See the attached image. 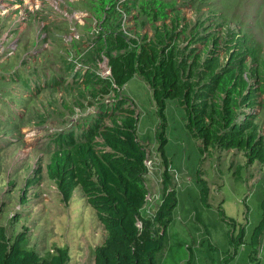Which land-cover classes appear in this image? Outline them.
<instances>
[{
  "label": "rangeland",
  "instance_id": "rangeland-1",
  "mask_svg": "<svg viewBox=\"0 0 264 264\" xmlns=\"http://www.w3.org/2000/svg\"><path fill=\"white\" fill-rule=\"evenodd\" d=\"M163 1L173 4L170 14L142 23L144 16L134 19L140 3L150 8L153 0H117L122 28L136 37L153 36L164 23L181 78L194 83L195 95L209 84L208 72L228 63L235 67L245 79L243 95L252 100L242 97L236 121L264 150V0ZM94 2L0 0V224L10 242L18 234L22 246L45 258L62 248L67 264H93L94 247L107 241L108 231L79 186L62 190L59 180L71 155L59 135L75 134L98 111L113 110L126 98L147 152L140 228H146L163 189L160 119L151 89L138 75L118 88L109 80ZM214 92L208 100L221 103L224 93ZM164 113L168 189L175 191L176 205L153 264H185L189 250L194 264H264V233L257 247L249 243L262 215L264 162L238 147L201 151L176 99L166 101ZM198 176L209 187L207 207L199 199ZM239 226L246 243L235 248L229 231L236 234Z\"/></svg>",
  "mask_w": 264,
  "mask_h": 264
},
{
  "label": "trees",
  "instance_id": "trees-1",
  "mask_svg": "<svg viewBox=\"0 0 264 264\" xmlns=\"http://www.w3.org/2000/svg\"><path fill=\"white\" fill-rule=\"evenodd\" d=\"M116 1L95 0L93 3L94 16L100 21L99 52L107 58L109 80L115 88L138 75L151 89L160 119L156 137L164 167L161 198L147 220L146 228H140L137 223L139 212L147 197L144 180L147 152L137 139L135 111L122 97L113 103V110L98 111V116L87 121L75 134L58 136L71 155L66 175H62L59 181L67 193L76 186L81 188L108 231L107 241L94 247L93 264H153L152 255L161 247L165 228L176 205L175 191L168 189L169 161L164 151L166 101L176 99L183 106L185 128L201 140V151L210 147H238L245 149L250 159L264 162V150L254 134L246 133V124L236 121L242 97L245 103L252 104V100L250 95H243L245 79L235 74V67L228 63L218 72H208L211 74L209 84L195 95L194 83L181 78L175 64L173 39L164 23L156 27L153 36L127 34L128 29L121 26ZM169 4L153 0L151 7L145 8L140 3L142 10L134 19L144 16L142 23L163 20L170 14L167 11L173 4ZM159 29H162L160 33ZM215 90L224 93L221 103L210 102L217 96ZM209 97L212 98L208 100ZM106 117L110 123L105 122ZM197 179L199 199L207 207L209 187L201 176ZM260 205L261 219L253 228L249 242L253 248L258 246L264 233V192ZM229 242L235 248L245 244V228L239 226L236 234L229 231ZM67 260L62 248H56L48 258L33 249H26L18 234L10 242L0 224V264H67ZM185 264H193L190 250Z\"/></svg>",
  "mask_w": 264,
  "mask_h": 264
},
{
  "label": "built area",
  "instance_id": "built-area-1",
  "mask_svg": "<svg viewBox=\"0 0 264 264\" xmlns=\"http://www.w3.org/2000/svg\"><path fill=\"white\" fill-rule=\"evenodd\" d=\"M102 67H103V69H104V71L106 72V73H110V70H109V66H108V64H103L102 65ZM138 223V225H139V221L137 222Z\"/></svg>",
  "mask_w": 264,
  "mask_h": 264
},
{
  "label": "crops",
  "instance_id": "crops-1",
  "mask_svg": "<svg viewBox=\"0 0 264 264\" xmlns=\"http://www.w3.org/2000/svg\"><path fill=\"white\" fill-rule=\"evenodd\" d=\"M194 264V263H193Z\"/></svg>",
  "mask_w": 264,
  "mask_h": 264
}]
</instances>
